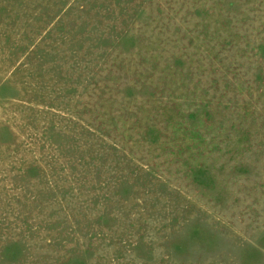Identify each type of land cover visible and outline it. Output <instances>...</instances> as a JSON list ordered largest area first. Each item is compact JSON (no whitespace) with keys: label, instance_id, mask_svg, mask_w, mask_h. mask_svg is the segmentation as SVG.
I'll return each instance as SVG.
<instances>
[{"label":"rangeland","instance_id":"obj_1","mask_svg":"<svg viewBox=\"0 0 264 264\" xmlns=\"http://www.w3.org/2000/svg\"><path fill=\"white\" fill-rule=\"evenodd\" d=\"M0 264H264V0H0Z\"/></svg>","mask_w":264,"mask_h":264}]
</instances>
